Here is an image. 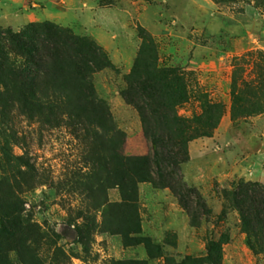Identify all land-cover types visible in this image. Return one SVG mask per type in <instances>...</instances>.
I'll return each instance as SVG.
<instances>
[{"label": "trees", "instance_id": "16d2710c", "mask_svg": "<svg viewBox=\"0 0 264 264\" xmlns=\"http://www.w3.org/2000/svg\"><path fill=\"white\" fill-rule=\"evenodd\" d=\"M140 43L119 95L137 113L142 134L150 145L145 154H126V133L101 98L93 74L111 61L94 40L49 20L28 22L14 31L0 28V129L6 139L4 174L0 177V264H71L87 259L95 235H118L123 246L142 244L145 259H104L100 264H148L161 257V244L142 234L138 185L169 188L189 212L182 190L196 192L178 178L189 160L190 141L210 137L223 113L221 102L198 94L200 111L178 113L189 101L188 72L162 64L154 39L138 28ZM41 128L65 127L81 142L84 164L71 172V184L57 182V193L68 189L79 197L69 205L60 226L34 220L24 194L46 185L49 178L36 168L16 119ZM11 144L22 149L10 152ZM116 189L117 200L108 198ZM198 195V194H197ZM221 196L225 207L238 213L244 243L254 255L264 254V186L239 180ZM200 202V201H199ZM32 203V202H30ZM38 204V205H37ZM40 204V205H39ZM190 225H196L190 221ZM222 239L209 238L205 253L185 255L166 264H221ZM75 250V251H74ZM95 257V255L93 256Z\"/></svg>", "mask_w": 264, "mask_h": 264}, {"label": "rangeland", "instance_id": "374dc122", "mask_svg": "<svg viewBox=\"0 0 264 264\" xmlns=\"http://www.w3.org/2000/svg\"><path fill=\"white\" fill-rule=\"evenodd\" d=\"M23 1L27 11L34 9L35 4L42 3L40 0ZM55 2L56 9H68V15L72 19L74 9L83 10L88 5L106 8L108 19L117 15V11L113 9L115 5L134 12L126 15L123 22L126 25L127 38L122 37L121 27L114 24H108V33H115L118 38H91L81 33L82 30L64 26L75 34L94 40L111 61L110 67L93 74V82L98 95L108 102L116 125L126 133V154H145L150 151L136 111L125 104L119 95L120 89L125 85L124 75L129 71L140 43L139 27L154 39L162 64L184 67L185 72H188L191 94L189 101L178 107L179 114L191 116L199 112L200 102L197 96L200 93L205 94L208 100L221 102L223 105L222 116L212 135L197 138L191 145V141L189 142V160L182 163L178 170V178L196 191L189 193L182 190L188 213L169 188L168 194L172 196L170 200L159 191L163 188H154L146 182L148 186L158 189L154 200H151L154 194L143 187L144 185L141 186L138 203L145 227L150 211H155L160 220L165 214L171 218L177 217V223L173 224H177L184 231L178 246L176 235L170 230L163 234L158 230V235L154 237L142 230L143 235L149 236L154 243L162 246L163 254L159 258L163 262L157 261L156 264H166L165 257L177 262L185 255H203L209 238L222 239L226 243L232 236L233 241L240 244L238 237L242 231L238 213L227 207L222 211L225 205L221 192L223 189H230L233 183L241 179L264 186V0ZM146 10L157 18L153 19L156 25L155 34L146 29L143 20L138 16ZM5 27L9 26L0 25V28ZM195 48L202 51L194 53ZM16 129L25 136L26 144L23 146L28 150L38 171L51 180L34 192L24 194L32 202L28 205L39 203L40 198H45L44 204L30 208L29 213L40 223L60 226L68 206L78 203L79 197L68 189L57 193L54 185L67 181L69 186L71 172L83 168L81 142L65 127L41 128L36 123H28L22 117L16 119ZM5 139L4 130L0 129L1 146ZM6 140L10 142L8 138ZM10 152L18 155L22 149L11 144ZM2 174L4 151L0 150V177ZM69 177L71 180H67ZM107 194L110 200L118 199V192L114 188L108 189ZM180 211L184 214V220L179 216ZM174 219L172 222L176 221ZM192 220L195 226L190 225ZM186 231H189L188 235ZM188 238L191 243L186 247ZM145 254L142 244L123 246L118 235L97 234L87 259L72 257L71 264H100L102 260L109 258L141 259ZM253 256L255 259L250 264H264V254ZM237 264L243 263L238 261Z\"/></svg>", "mask_w": 264, "mask_h": 264}, {"label": "crops", "instance_id": "0c3cea01", "mask_svg": "<svg viewBox=\"0 0 264 264\" xmlns=\"http://www.w3.org/2000/svg\"><path fill=\"white\" fill-rule=\"evenodd\" d=\"M40 1L42 3L35 4L36 6L34 9L27 11V7L26 5H24L23 0H0V25L9 26L12 29L19 30L21 27L24 26V24L28 22L48 19L61 26H68L72 28H77V30H82L81 33L86 34L91 38H118L117 34L115 33L112 34L111 32L108 33L109 32L108 24H114V25H119L121 27V29L123 30L122 37L127 38L125 35L126 25L123 24V22L126 15L128 16L134 13L131 12V10L129 9L126 10L124 8H121L120 6L115 5L113 9L117 11L116 12L117 15L113 16V18L108 19L109 16L106 13V8L88 5L87 8H84L83 10H81L80 8H78L79 9L78 11L74 9L73 10L74 12H72V14L74 15V19H72L68 15L69 13L68 9H63V10L56 9V7L54 6L56 3L55 0H46V1L40 0ZM66 2L73 3V0H66ZM38 15H43V17H39ZM153 15L154 14H150V12L146 10L141 12L138 16L143 20V24L146 27V29L149 30L152 34H155L154 30L156 29L155 28L156 25L154 24L153 19L156 20L157 18H154ZM200 51L202 50H200L199 48L194 49V53H200ZM197 140L198 139L192 140L190 142V145L191 143H195ZM128 154H135V153L128 152ZM141 186L145 187L152 194H154L152 195L153 197H151V200L154 198V196H156V193H158V189H154L152 186H148L146 182L139 183L138 185L139 191L141 189ZM159 191H162L161 193L164 194L166 199L170 200L172 198V196L168 194L167 188H163L162 190L160 189ZM178 213L179 216L182 218V220H184L183 219L184 214L181 211ZM172 219L176 221L172 222ZM173 223H177V217L171 218V216H167V214H165L164 218L160 220L158 214L155 213V211H150L149 220L147 221L146 224L147 228L145 227V225L143 224V220L141 219L142 230L146 232V234L154 237L155 235H158V230H161V234H163L165 231L170 230L176 235V245L178 243V246H180V236L181 233L184 231L177 224H173ZM185 226H187V224H185ZM186 234L188 235L189 231ZM238 238H240V244H236L233 241L232 236H230L228 242L223 244L222 264H234V263L237 264L238 261H242L243 264H250L252 259L253 258L255 259L253 254L250 253V250L244 243L243 233H239ZM187 242L188 243L185 242L186 243L185 246L189 247L191 243L189 238ZM189 253L190 252L188 251L187 254ZM146 257L147 255L145 254L144 257L141 256V259H145ZM157 261L163 262L161 258L158 257L149 260L148 264H156Z\"/></svg>", "mask_w": 264, "mask_h": 264}]
</instances>
